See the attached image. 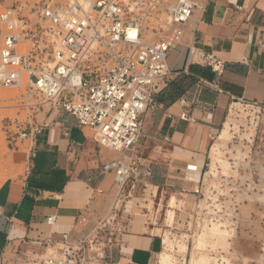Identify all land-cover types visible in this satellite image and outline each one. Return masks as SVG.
Wrapping results in <instances>:
<instances>
[{
	"label": "crops",
	"instance_id": "0c3cea01",
	"mask_svg": "<svg viewBox=\"0 0 264 264\" xmlns=\"http://www.w3.org/2000/svg\"><path fill=\"white\" fill-rule=\"evenodd\" d=\"M210 59L223 63L221 75L209 67ZM168 65L172 76L144 116L139 146L152 176L131 190L128 185L121 192L114 172L105 171L120 156L98 146L95 130L50 106L32 112L30 124L40 131L29 146L28 166L0 184V264H45L49 240L62 245L64 232L79 239L78 219L109 218L120 195L125 205L117 218L123 234L116 264L156 263L164 240L156 229L129 220L136 196L146 193L149 184L158 190L165 180L157 178L167 176V170L197 183L231 105L245 100L264 106V0H211L186 25L184 43L171 52ZM184 112L187 121L180 118ZM200 183L197 188L203 190ZM50 217L56 218L53 224Z\"/></svg>",
	"mask_w": 264,
	"mask_h": 264
},
{
	"label": "built area",
	"instance_id": "2783aa9c",
	"mask_svg": "<svg viewBox=\"0 0 264 264\" xmlns=\"http://www.w3.org/2000/svg\"><path fill=\"white\" fill-rule=\"evenodd\" d=\"M130 1L71 0L61 6L47 2L43 8H31L29 2L16 0L0 14V89L23 88L24 100L38 102L26 106L30 111L50 106L73 116L81 127L95 130L98 146L120 156L105 171L114 172L121 192L152 176L139 150L144 116L168 85L172 76L168 58L183 45L186 25L211 0H176L170 6L149 0L146 15L155 17L164 10L171 26L155 43H146L141 21L131 16ZM193 53L190 49V56ZM208 65L214 73H223V63L210 59ZM237 105L264 111L257 102L238 100L229 115ZM180 118L189 119L186 112ZM3 130L15 150L26 142L30 146L40 128L7 119ZM196 170L189 167V171ZM202 191L197 188L194 193L201 195ZM119 197L109 218L93 220L82 215L78 219L79 239L64 232L60 234L62 245L49 240L44 263L116 264L123 234L117 218L125 205L123 195ZM55 221V217L48 218L51 224ZM90 226L89 232L84 231ZM55 248L61 254L58 258L49 254Z\"/></svg>",
	"mask_w": 264,
	"mask_h": 264
},
{
	"label": "rangeland",
	"instance_id": "374dc122",
	"mask_svg": "<svg viewBox=\"0 0 264 264\" xmlns=\"http://www.w3.org/2000/svg\"><path fill=\"white\" fill-rule=\"evenodd\" d=\"M18 1L43 8L47 2L61 6L71 0ZM15 2L0 0V14ZM147 2L131 0V16L141 21L146 43H155L171 26L164 10L155 17L146 15ZM160 3L170 6L174 1ZM27 16L35 18L30 12ZM25 96L23 88L0 89V184L28 166L29 144L14 150L3 130L7 119L24 125L31 122L33 111L26 106L38 102L24 100ZM230 121L234 130L213 142L204 174L195 177L197 183L167 168L166 175L171 177L157 178L165 180L158 190L149 184L146 193L136 196L138 203L129 220L156 229L154 234L173 246H164L155 264H162L164 255L168 264H264V111L237 105ZM199 182L204 184L203 191L196 195ZM183 245L186 249L181 248ZM56 252L57 248L49 254L58 258Z\"/></svg>",
	"mask_w": 264,
	"mask_h": 264
},
{
	"label": "bare ground",
	"instance_id": "6f19581e",
	"mask_svg": "<svg viewBox=\"0 0 264 264\" xmlns=\"http://www.w3.org/2000/svg\"><path fill=\"white\" fill-rule=\"evenodd\" d=\"M230 115H229L228 122L226 123L224 129L221 132L220 138H224V137L228 136L230 134V132H232L234 130V127H233V125H232V123L230 121ZM164 246H166V248H169V249L173 248L172 243L168 239L164 240ZM181 248L186 249V245H183V247H181ZM167 259H168V257H166V255H164V257L162 259V264H168V260Z\"/></svg>",
	"mask_w": 264,
	"mask_h": 264
}]
</instances>
